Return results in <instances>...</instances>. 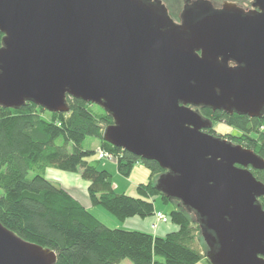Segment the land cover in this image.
<instances>
[{"label": "water", "instance_id": "obj_1", "mask_svg": "<svg viewBox=\"0 0 264 264\" xmlns=\"http://www.w3.org/2000/svg\"><path fill=\"white\" fill-rule=\"evenodd\" d=\"M208 2V1H207ZM203 0L176 24L152 0H0V105L103 108L102 139L165 172L154 186L195 216L210 264H264V169L252 149L203 130L199 110L264 114V0ZM0 222V264H55Z\"/></svg>", "mask_w": 264, "mask_h": 264}, {"label": "trees", "instance_id": "obj_2", "mask_svg": "<svg viewBox=\"0 0 264 264\" xmlns=\"http://www.w3.org/2000/svg\"><path fill=\"white\" fill-rule=\"evenodd\" d=\"M0 33V45L2 43ZM67 98L69 111L49 112L27 101L18 108L0 105V222L24 240L54 250L55 264H210L204 253L189 242L199 224L179 202L171 201L154 186L164 173L156 161L139 159L102 139L104 128L114 122L103 108L79 98ZM99 108L96 110L93 108ZM212 126L203 131L216 135L222 122L238 135H220L233 144L252 149L264 159V114L259 118L229 114L205 107L199 110ZM93 137L98 148L115 157L120 175L128 177L139 163L150 171L140 184V195L131 197L114 190L109 172L93 160L95 151L83 148ZM47 168L79 173L89 183L87 195L94 206H102L119 220L153 217L155 198L174 207L166 212L176 230L165 236L109 227L90 213L69 191L48 179ZM264 184V169L250 170ZM264 209V196L259 199ZM201 241V236L199 237Z\"/></svg>", "mask_w": 264, "mask_h": 264}, {"label": "rangeland", "instance_id": "obj_3", "mask_svg": "<svg viewBox=\"0 0 264 264\" xmlns=\"http://www.w3.org/2000/svg\"><path fill=\"white\" fill-rule=\"evenodd\" d=\"M206 1H208L210 4H212L211 6H214V8L215 7L216 8H220L221 5H222V3H224V2H228V3H233L234 2V3L238 4L241 8H243L245 10L251 9V4L249 3V0H206ZM161 3H162V5L164 3V7L166 6L168 8L167 12L169 13V17L172 18L175 23H179L178 18H177V15H178V13L180 12V10L182 8L183 0H163ZM93 108H95L96 110H99V108H96V106H94ZM213 129H214L216 135L217 134H221V135H224V136H228V134L238 135V133L236 132V130H234L233 128H231L230 126H228V125H226V124H224L222 122H216V125H215V127ZM83 148L86 149V150L89 149V150L95 151V155H94V157L92 159L95 160V161H97V162H100L101 163L102 161H113L116 164L115 157H113L112 155L107 156L106 158H103V159H100L99 158V149L100 148H98V140H96L93 137H87L84 140ZM137 164H139V163H137ZM47 169H46V173L45 174H46V177L48 179H50V180H54V179H57L58 178V176H56V175H58V174H56L57 171L58 172H62L64 174H67V176L68 175H74V173L68 172V171L65 172V171H62V170H59V169H54V168H47ZM116 170H117V168H116ZM110 177H111V182H112V176L110 175ZM128 177H126V178H128ZM149 178H150V171H149V177L147 179V182H148ZM56 183H58V182H56ZM114 183H115V186H117L119 188H122L123 185L125 184L124 182H121L119 179L118 180H115ZM114 183H113V187H114ZM140 184H144V182L143 183H137V184H135V186H134L135 188L134 189L128 190L125 193H127V195H129L131 197H138V195H140V194L138 192L137 187ZM114 190H115V188H114ZM76 195L78 197H82L80 194H76ZM156 205H157V208L161 209L159 211H161V212H163L165 214H166V212H168L169 210H171L174 207V204H172L170 202H166L164 204L163 202L157 201V204ZM94 207H96L99 210L98 211L97 209H94V211H93L94 214H95L94 216H97L96 218L98 220H100L101 222L104 221L105 223H107V225H112V226L114 225L115 227L122 228V229L125 228V229H128V230H139V231L146 232L143 229H138L133 224H130V222L132 220H134V219H136V221H143V220H141L139 218H134V219L133 218H125L124 220H119L115 215H113V214L111 215L110 213H108L104 209V207L97 206V205L94 206ZM189 214H190V216L192 218H195V216L193 214H191V213H189ZM144 221L146 223H150L152 221V218L151 217H147ZM139 223H142V222H139ZM168 224H171V223L168 222ZM156 229H157V227H156ZM156 229L150 227L149 233H151L152 235H155L156 234ZM170 231H168V232H170ZM165 235H167V234H165ZM200 236L201 235H200L199 232L194 231L193 232V237L189 240V242H190V244L195 249L199 250V252L204 253V251L207 250V247L203 243L202 238H201V241H199V237ZM122 264H132V263H131L130 260L125 259V261ZM196 264H206V263H204V262H201L200 263L199 262V263H196Z\"/></svg>", "mask_w": 264, "mask_h": 264}, {"label": "crops", "instance_id": "obj_4", "mask_svg": "<svg viewBox=\"0 0 264 264\" xmlns=\"http://www.w3.org/2000/svg\"><path fill=\"white\" fill-rule=\"evenodd\" d=\"M100 168L106 170L107 172H109V174L112 176V182L114 183L115 180H120L121 182H124L125 184L123 185L122 188H119L117 186H115L114 183V188L115 191L118 193H122V192H127L128 190L134 189L135 184L137 183H145L147 182V179L149 177V170H147L144 165L142 166L141 164H136L133 166L132 168V172L129 175L128 178L124 177L123 175L121 176L117 170H116V164L113 161H102L100 163ZM48 170V169H47ZM46 173V172H45ZM58 178L52 180L53 182H58L64 189H66L67 191L70 192L71 195H73L78 201H80V203L89 211L91 212L93 215L94 214V209H97L96 207H94V205H92L89 201V196L87 195V187L89 185V183L85 180H83L79 173L76 174L74 173V175H68L64 174L62 172H58L57 173ZM46 175V174H45ZM76 194H80L82 197H78ZM127 194V193H126ZM157 201L161 202L158 198H155V206H156V210H161L159 208H157ZM98 210V209H97ZM99 211V210H98ZM97 217V216H96ZM134 218H139L137 216L132 217ZM152 221L150 223H146L144 220L146 219H141L143 221H136V219L132 220L130 222V224H133L135 227H137L138 229H143L144 231L149 232L150 231V227L152 225V223L154 222V217H151ZM105 225H107V223H105L104 221H102ZM142 222V223H139ZM145 222V223H144ZM107 226H111V228L115 227L114 225H107ZM174 231L176 230V227L174 224H168L167 223H158L157 229H156V236L160 235V236H164L165 234H167L168 231ZM201 263V262H200Z\"/></svg>", "mask_w": 264, "mask_h": 264}, {"label": "flooded vegetation", "instance_id": "obj_5", "mask_svg": "<svg viewBox=\"0 0 264 264\" xmlns=\"http://www.w3.org/2000/svg\"><path fill=\"white\" fill-rule=\"evenodd\" d=\"M162 1H163V0H152V2H155V5H157V3L162 5V3H161ZM198 1H200V0H183L182 8H181L180 12H179L178 15H177V18H178L179 23H180L179 15H180L181 11L184 9V7H187V6L190 7V5H194V4H196ZM203 1L207 2L206 0H203ZM207 3H209V2H207ZM224 3H228V2H224ZM233 3H234V2H233ZM233 3H231V4H233ZM249 3L251 4V9H248V10H245V9L241 8V7H240L238 4H236V3H234V4H236V5L242 10V12L244 13V12H248V11H253V10L255 9V8L253 7L252 0H249ZM209 4H210V3H209ZM210 5H212V4H210ZM163 6H164V3H163ZM212 7H213V10H214V11H220L221 8H222V5H221L220 8H216V7L214 8V6H212ZM164 8H167V7L165 6ZM167 10H168V8H167ZM168 16H169V13H168ZM179 23H176V24H179Z\"/></svg>", "mask_w": 264, "mask_h": 264}, {"label": "built area", "instance_id": "obj_6", "mask_svg": "<svg viewBox=\"0 0 264 264\" xmlns=\"http://www.w3.org/2000/svg\"><path fill=\"white\" fill-rule=\"evenodd\" d=\"M107 156H110V154L103 151L102 149H99V158L100 159L106 158ZM154 213H155L153 216L154 222L151 225L152 228L156 229L158 223H164L165 224L168 222L169 216L167 213L165 214L159 210H156Z\"/></svg>", "mask_w": 264, "mask_h": 264}]
</instances>
